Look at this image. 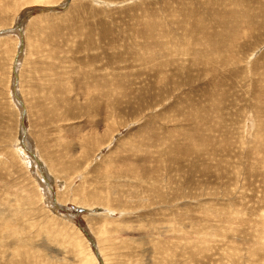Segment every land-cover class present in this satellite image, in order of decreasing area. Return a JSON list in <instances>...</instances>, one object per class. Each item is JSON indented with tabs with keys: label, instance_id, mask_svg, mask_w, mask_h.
<instances>
[{
	"label": "rangeland",
	"instance_id": "1",
	"mask_svg": "<svg viewBox=\"0 0 264 264\" xmlns=\"http://www.w3.org/2000/svg\"><path fill=\"white\" fill-rule=\"evenodd\" d=\"M262 89L264 0H0V264H264Z\"/></svg>",
	"mask_w": 264,
	"mask_h": 264
},
{
	"label": "bare ground",
	"instance_id": "2",
	"mask_svg": "<svg viewBox=\"0 0 264 264\" xmlns=\"http://www.w3.org/2000/svg\"><path fill=\"white\" fill-rule=\"evenodd\" d=\"M183 24V23H182ZM181 27V26H180ZM181 29H182V31L185 33V29L186 28H182L181 27ZM143 56V55H142ZM63 91V90H62ZM261 91H264V89H262ZM258 98L260 99V98H262L261 96H258ZM262 136V135H261ZM259 139V138H258ZM262 139V138H261ZM258 140V142H257V144H256V146H259L260 144H263V146H264V139L263 140ZM177 150V149H176ZM134 170V169H133ZM2 181V180H1ZM1 185H2V183H1ZM6 210V213H7V215H8V217H5V218H1L0 217V228H1V226L2 227H6L7 225H8V223L6 222L7 221V219H12V218H10L11 217V215H13L14 214V212H13V210H11V209H0V213H2V212H4ZM3 215V214H2ZM5 215V214H4ZM22 215V214H21ZM16 216V215H15ZM18 217V216H17ZM22 218V217H21ZM20 219V218H19ZM21 221V220H20ZM4 222V223H3ZM12 222V221H11ZM14 222H17V221H15L14 220ZM219 228V227H218ZM16 229V228H15ZM18 230H19V228H18ZM5 232H7V231H5ZM8 233H10L11 234V232H8ZM7 233V234H8ZM12 235H14V231H13V234ZM4 236V235H3ZM260 238V237H259ZM13 240H16V238L15 237H13L12 238ZM23 240H25V239H23ZM26 241L27 240H25V243H26ZM261 241V240H260ZM11 242V241H10ZM15 242V241H14ZM19 242H23V241H19ZM16 243V242H15ZM28 244V243H27ZM191 250V249H190ZM41 256V255H40ZM250 256H251V254H250ZM39 257V256H38ZM49 259V258H48ZM47 259V260H48ZM250 260V264H251V258L249 259ZM43 263V262H42Z\"/></svg>",
	"mask_w": 264,
	"mask_h": 264
}]
</instances>
